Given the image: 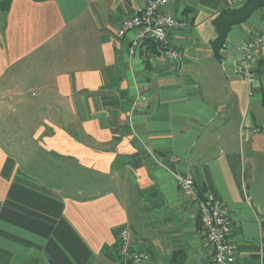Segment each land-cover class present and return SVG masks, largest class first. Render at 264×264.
Here are the masks:
<instances>
[{
    "label": "crops",
    "instance_id": "0c3cea01",
    "mask_svg": "<svg viewBox=\"0 0 264 264\" xmlns=\"http://www.w3.org/2000/svg\"><path fill=\"white\" fill-rule=\"evenodd\" d=\"M3 1L0 264H120L122 227L141 264H210L175 175L227 208L238 260L264 264V46L257 84L238 74L264 3L170 0L188 24L172 61L117 35L146 0Z\"/></svg>",
    "mask_w": 264,
    "mask_h": 264
},
{
    "label": "built area",
    "instance_id": "2783aa9c",
    "mask_svg": "<svg viewBox=\"0 0 264 264\" xmlns=\"http://www.w3.org/2000/svg\"><path fill=\"white\" fill-rule=\"evenodd\" d=\"M169 1L146 0L144 5L136 7L132 15L122 22L118 37L136 31L134 46L139 41H152L168 60L180 59L179 50L170 44L169 34L173 30L186 28L188 24L164 11ZM263 46L264 30L247 38L239 59L238 74L252 86L257 84L256 72ZM175 180L181 194L195 201L200 226L210 248V264H248L238 260L231 244L232 221L227 208L211 193L197 191L191 178L175 175ZM116 251L120 264H141L150 259L146 251L134 249V241L126 227L117 232Z\"/></svg>",
    "mask_w": 264,
    "mask_h": 264
},
{
    "label": "trees",
    "instance_id": "16d2710c",
    "mask_svg": "<svg viewBox=\"0 0 264 264\" xmlns=\"http://www.w3.org/2000/svg\"><path fill=\"white\" fill-rule=\"evenodd\" d=\"M9 2L10 0H4L2 3H1V9H2V12H4L7 8H8V5H9ZM264 3L263 0H249L248 2L245 3V9L246 10V13H249L250 11H252L254 8L258 7L260 4ZM242 18H236L234 20V22L236 23V21H239L241 20ZM223 41V36L220 37V39L218 40V46L221 45ZM151 43H154L152 41H150ZM156 44V43H154Z\"/></svg>",
    "mask_w": 264,
    "mask_h": 264
},
{
    "label": "rangeland",
    "instance_id": "374dc122",
    "mask_svg": "<svg viewBox=\"0 0 264 264\" xmlns=\"http://www.w3.org/2000/svg\"><path fill=\"white\" fill-rule=\"evenodd\" d=\"M258 96H259V94H258Z\"/></svg>",
    "mask_w": 264,
    "mask_h": 264
}]
</instances>
